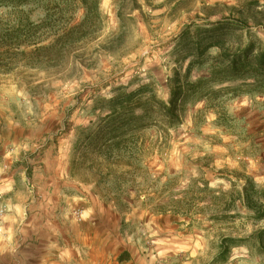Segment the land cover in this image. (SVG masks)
<instances>
[{
  "label": "rangeland",
  "instance_id": "rangeland-1",
  "mask_svg": "<svg viewBox=\"0 0 264 264\" xmlns=\"http://www.w3.org/2000/svg\"><path fill=\"white\" fill-rule=\"evenodd\" d=\"M95 1L85 39L68 56L42 67L25 57L0 63V184L43 171V159L58 160V167H46L50 173L61 176L70 193H89L117 208L121 229L147 257L156 254L150 241L164 236L172 243L159 258L174 257L165 264H264V250L250 239L264 228L256 217L264 209V94L186 105L179 127L135 135L123 166L109 165L91 135L107 115L101 100L119 87L133 91L153 82L167 99L168 78L186 73L188 63L176 64L172 52L187 26L242 22L264 45V0ZM45 15L42 5L0 7L1 24H38ZM82 15L76 1L65 21L78 25ZM205 72L192 68L189 80ZM236 100L250 107L239 109ZM73 214L80 219V212ZM166 224L172 235H164ZM224 238L235 241L225 258Z\"/></svg>",
  "mask_w": 264,
  "mask_h": 264
},
{
  "label": "trees",
  "instance_id": "trees-1",
  "mask_svg": "<svg viewBox=\"0 0 264 264\" xmlns=\"http://www.w3.org/2000/svg\"><path fill=\"white\" fill-rule=\"evenodd\" d=\"M76 1L82 7L83 15L81 22L72 26L65 20ZM32 4L42 5L46 11L40 23L22 19L13 25L0 22V63L25 57V61L35 67L55 64L57 56H68L80 39H85L84 31L94 18L97 5L95 0H0V7L10 10ZM173 44L174 62H187L188 65L184 76L175 71L168 78L167 99L158 96L152 82L133 91L119 87L113 90V97L101 100L99 110L107 115L91 135L96 141V151L102 155L106 153L109 165L123 166L125 156L133 153V146L128 148V143L132 144L135 135L142 130L155 127L168 131L179 127L186 105L201 100L219 101L226 96L264 94V45L242 22L221 20L191 24ZM211 50L215 51V56L209 55ZM192 68H206V72L190 81ZM256 217L264 220V209ZM250 239L264 250V228L252 234ZM234 243V240L224 238L220 256L225 258L228 244Z\"/></svg>",
  "mask_w": 264,
  "mask_h": 264
},
{
  "label": "crops",
  "instance_id": "crops-1",
  "mask_svg": "<svg viewBox=\"0 0 264 264\" xmlns=\"http://www.w3.org/2000/svg\"><path fill=\"white\" fill-rule=\"evenodd\" d=\"M239 109L248 100H236ZM235 106V104H234ZM233 114H239L233 112ZM248 114V113H242ZM43 171L14 175L0 184V206L6 215L0 238V264H165L162 253L173 237H156L155 256L147 257L121 229L123 215L89 193L69 192L61 176L52 174L48 159L39 161ZM33 170V168H32ZM80 212V219L74 212ZM158 220H154L157 223ZM157 224H153V230ZM172 235V225L164 227ZM153 244V245H154ZM169 254V253H165ZM159 262V263H158Z\"/></svg>",
  "mask_w": 264,
  "mask_h": 264
},
{
  "label": "bare ground",
  "instance_id": "bare-ground-1",
  "mask_svg": "<svg viewBox=\"0 0 264 264\" xmlns=\"http://www.w3.org/2000/svg\"><path fill=\"white\" fill-rule=\"evenodd\" d=\"M4 214H5V207H2L0 208V230H1V223H2Z\"/></svg>",
  "mask_w": 264,
  "mask_h": 264
}]
</instances>
